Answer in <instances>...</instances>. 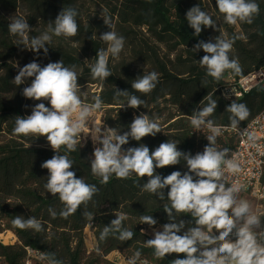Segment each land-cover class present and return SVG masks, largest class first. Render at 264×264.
Masks as SVG:
<instances>
[{
  "label": "trees",
  "instance_id": "obj_1",
  "mask_svg": "<svg viewBox=\"0 0 264 264\" xmlns=\"http://www.w3.org/2000/svg\"><path fill=\"white\" fill-rule=\"evenodd\" d=\"M84 1L0 0V234L11 232L17 239L15 246L0 243V260L6 264H22L25 248H30L43 254H55V258L62 264H99L106 261L104 258L113 252H118L128 260L139 250L142 254L137 264H172L177 254L157 259L153 255L154 250L145 244L152 239L143 233V228L149 226L140 224L139 220L141 215H152L158 221L155 227L161 228L168 222L167 214L163 211V204L167 201H160L141 190V186L147 182L146 177L141 179L133 175L121 180L113 175L106 185L101 184L100 178L91 172L89 145L82 147L78 144L76 152L67 154L74 161L71 170L75 171L77 178L82 177L87 183L96 184L100 189L94 197L95 206L90 204L87 208V211L94 214L93 220L89 221L83 215V207L68 219L51 217L48 209L52 208L58 214L63 204L58 195L52 196L44 188L48 170L41 165L55 153L45 137L36 139L14 133L16 116L30 115L35 104L40 102L25 98L22 90L28 84L17 86L14 78L19 68L34 60L41 66L60 60L67 67L76 65L81 88L86 85L99 87V92L85 103L91 105L94 97L101 98L103 125L123 134L130 130L128 126L141 112L160 124L162 132L155 137L147 136L139 142L130 138L129 143L122 146L124 149L138 147L143 143L151 151L171 140L178 144L179 150L195 155L202 152L208 144L205 136L210 133L207 128L204 133L195 132L190 124L193 110L205 106V97L212 95L217 100V109L212 118L217 126L230 128V113L226 108L233 101L223 100L219 89L230 83L227 81L228 75L236 81L249 73L264 71V0H256L260 13L252 24L238 22L236 25L225 23L216 0H211L217 27L202 29L198 37L186 20L187 0H89L95 10L85 6ZM198 5L205 11L203 4ZM68 7L75 8L79 13L77 36H53L52 43L45 45L49 48L47 56L43 49L37 55L23 49L22 45L15 44L17 37L12 36L8 29L13 15L28 21L32 29L30 37L39 36L48 30L49 24L60 11ZM102 13L110 17L114 25L112 30L125 38L124 50L119 59L108 54V67L112 76L104 81L93 79L89 67L95 64L97 52L101 49L107 51L108 48L99 38L104 32L110 31L101 18ZM218 36L233 41L230 57L239 60L243 71L241 75L228 71L217 83L207 76L206 69L200 65L199 60L205 55L203 50L195 52L192 49L198 41L215 42ZM152 71L159 74L157 87L147 96L135 93L146 100V105L137 109L127 106L121 108L124 99L113 98L115 87L134 92L131 88L132 81ZM234 101L245 103L250 109L248 119L239 125L245 126L264 108V80L243 98ZM44 102L50 107L47 101ZM222 134L224 136L218 138L217 147H228L233 151L235 137L226 132ZM61 154H65L63 148ZM156 171L167 176L173 171L183 173L187 169L182 163ZM261 185L264 187V176ZM167 191L165 189V195ZM119 213L128 217L124 226L134 232L132 240L121 242L109 236L105 242H100V232ZM16 216H23L25 219L35 217L42 223L44 231L37 233L31 229L15 227L12 221ZM181 219L188 221L191 217L182 216ZM86 228L95 242V247L88 256L83 235ZM97 248L100 249L99 252ZM180 258H183V254H180Z\"/></svg>",
  "mask_w": 264,
  "mask_h": 264
},
{
  "label": "clouds",
  "instance_id": "obj_2",
  "mask_svg": "<svg viewBox=\"0 0 264 264\" xmlns=\"http://www.w3.org/2000/svg\"><path fill=\"white\" fill-rule=\"evenodd\" d=\"M216 6L228 25H236L238 22L252 24L260 13L256 0H216ZM78 15L73 7L63 8L49 24L48 30L39 36L30 37L32 29L28 21L22 18L11 19L8 29L12 36L17 37V46L22 45L23 49L37 55L43 49L47 56L49 48L45 45L52 43L53 36L71 38L78 35ZM101 18L110 31L104 32L99 38L108 48L107 51L99 50L95 64L89 67L93 79L104 81L112 76L108 67V54L119 59L124 50L125 38L112 30L114 25L110 17L102 13ZM186 20L197 37L202 29H216L217 26L212 16L199 5L187 11ZM232 48L233 41L218 36L215 42L198 41L192 50H203L205 55L199 60L200 65L206 69L207 76L218 83L228 71L235 75L242 74L239 60L230 57ZM76 67L65 66L63 60L49 62L45 66L34 60L19 68L14 78L15 84L20 86L27 83L22 95L40 102L35 104L30 115L16 116L14 133L36 139L45 137L55 153L41 165L48 170L44 188L52 196L58 195L63 204L58 214L52 208L48 209L51 217L68 219L83 207V215L92 221L94 214L87 211V208L90 204L95 206L94 197L100 189L96 184L87 183L82 177L77 178L75 171L71 170L74 161L67 153L77 151L87 122L93 113L102 108L103 101L96 96L93 104L84 102ZM158 83L159 74L152 71L132 81L131 88L134 92L115 87L113 98L124 99L121 108L144 107L146 100L135 93L150 95ZM205 99L207 104L199 110H193L190 119L195 132H203L207 128L210 133L205 136L208 144L202 152L193 155L191 152L181 151L178 144L171 140L151 151L143 143L138 147L124 149L122 146L127 145L130 138L139 142L144 137H155L162 132L160 124L154 118L141 112L128 126L130 130L123 134L106 125L91 128L90 136L94 145L91 172L105 185L113 175L121 180L133 175L141 179L146 177L147 182L141 186V190L160 201H167L163 204V211L167 214L168 222L161 228L155 227L158 221L152 215L139 217L140 224H147L153 230L154 238L147 240L145 244L154 250L153 255L157 259L177 254L172 264H264V216L254 212L252 202L241 196L242 187L239 183H229L243 171L244 165L230 148L217 147L222 131L212 118L217 109V100L212 95H207ZM226 111L230 113L229 126L234 130H239L240 123L250 116V109L245 103L233 101ZM241 135L246 136L249 147L255 148L260 156H264V151L260 150L258 144L259 137L254 131L245 129ZM62 148L65 154H61ZM182 163L187 169L183 173L173 171L162 176L156 171ZM165 189H168L167 195ZM115 215L117 218L100 232V242H105L109 236L121 242L132 240L134 232L124 226L127 215ZM182 216H190L191 220L181 219ZM12 223L22 230L31 229L37 233L44 231L42 223L35 217L25 219L23 216H16ZM99 251L97 248V252ZM141 254L137 250L128 258L127 264H137ZM180 254H183V258H180ZM41 259L47 260L48 264H62L52 253L42 255Z\"/></svg>",
  "mask_w": 264,
  "mask_h": 264
},
{
  "label": "built area",
  "instance_id": "obj_3",
  "mask_svg": "<svg viewBox=\"0 0 264 264\" xmlns=\"http://www.w3.org/2000/svg\"><path fill=\"white\" fill-rule=\"evenodd\" d=\"M263 80V70L249 73L236 81L233 80L231 75H228L227 81L230 83L219 89V95L225 101L241 99ZM221 128L222 133L226 132L235 137L236 144L232 152L237 154L244 165L243 171L234 180H230L229 183L236 182L241 185V196L247 195L258 201L264 200V187L261 185V180L264 176V156H260L255 148L249 147L246 136L241 135L245 129L247 131H254L259 137L258 144L260 145V150L264 151V108L248 124L239 126V130H234L231 127ZM42 255L44 254L38 250L25 248V258L22 264H48L46 260L41 259ZM110 255H112L113 260L110 258ZM104 260L112 264H116V261L126 262L127 264V260L118 252L109 254Z\"/></svg>",
  "mask_w": 264,
  "mask_h": 264
},
{
  "label": "rangeland",
  "instance_id": "obj_4",
  "mask_svg": "<svg viewBox=\"0 0 264 264\" xmlns=\"http://www.w3.org/2000/svg\"><path fill=\"white\" fill-rule=\"evenodd\" d=\"M185 3H186L185 5H186L187 10H189L190 8H192L194 6H197L199 3L203 4V8H204L205 12H207L213 18L212 1L211 0H187ZM84 4H85V6H90L91 8H93V6L90 5L91 2L89 0H85ZM14 18H16V17L13 15L12 19H14ZM81 91H82V97L81 98L84 100V102H89L92 99V95L99 92V87L98 86H92V85H86L85 87L81 88ZM101 116L102 115H101L100 110L93 113L92 118L87 122V125L84 128L83 133L81 134L82 139H81L79 144H81L82 147H85L87 145L90 146L91 158H92V154L94 152V145L92 143L91 136H90L91 128L93 126H97V125L103 126L102 121H101ZM204 130L202 133H204ZM223 136H224V134H222V132H221V135L219 137L223 138ZM242 197L246 198L252 202L254 212H257L258 214L264 215V200L258 201L256 199L250 198L247 195H243ZM143 233L150 236L151 238H154L152 228L144 227ZM83 235H84V245H85V250H86V256H88L93 251V249L95 247V242H94L92 234L88 228H86L84 230ZM16 242H17V239L11 232H4V233L0 234V243L3 244L4 246H15L17 244ZM111 259L113 260V257H111ZM115 263L116 264H126V262H120V261H116ZM0 264H6V263L3 260H0ZM99 264H112V263H108V261H102Z\"/></svg>",
  "mask_w": 264,
  "mask_h": 264
},
{
  "label": "crops",
  "instance_id": "obj_5",
  "mask_svg": "<svg viewBox=\"0 0 264 264\" xmlns=\"http://www.w3.org/2000/svg\"><path fill=\"white\" fill-rule=\"evenodd\" d=\"M112 257V255H110V258Z\"/></svg>",
  "mask_w": 264,
  "mask_h": 264
}]
</instances>
